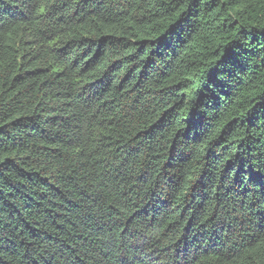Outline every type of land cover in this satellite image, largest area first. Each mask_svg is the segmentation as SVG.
<instances>
[{
  "label": "trees",
  "instance_id": "trees-1",
  "mask_svg": "<svg viewBox=\"0 0 264 264\" xmlns=\"http://www.w3.org/2000/svg\"><path fill=\"white\" fill-rule=\"evenodd\" d=\"M0 264H264V0H0Z\"/></svg>",
  "mask_w": 264,
  "mask_h": 264
}]
</instances>
